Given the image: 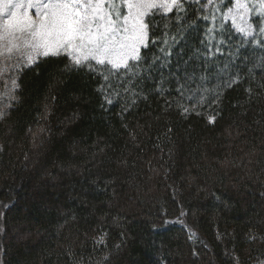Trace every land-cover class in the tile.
Returning a JSON list of instances; mask_svg holds the SVG:
<instances>
[{
	"label": "trees",
	"instance_id": "1",
	"mask_svg": "<svg viewBox=\"0 0 264 264\" xmlns=\"http://www.w3.org/2000/svg\"><path fill=\"white\" fill-rule=\"evenodd\" d=\"M186 8L151 19L135 76L106 85L65 55L15 74L0 95V264H264V35Z\"/></svg>",
	"mask_w": 264,
	"mask_h": 264
},
{
	"label": "snow or ice",
	"instance_id": "2",
	"mask_svg": "<svg viewBox=\"0 0 264 264\" xmlns=\"http://www.w3.org/2000/svg\"><path fill=\"white\" fill-rule=\"evenodd\" d=\"M194 2L211 15L213 25L220 22L221 30L230 20L246 41L254 36L257 27L264 35V23L254 26L250 22L252 17L264 19V0H229L231 7L227 10L220 6L221 0ZM187 3L188 0H0V77L6 73L18 75V70L49 55L67 56V69L87 66L89 71H94L104 68L107 74L101 75L106 85L112 76L122 71L135 76V69L144 61L141 49L148 45L151 19L156 15L168 17L174 10L183 14L187 11ZM208 32L213 34L214 41L215 26ZM168 43L164 41L165 45ZM255 43L264 45V40ZM216 50L219 51V47ZM209 54H213L211 50ZM168 55L165 53V59ZM221 72L227 73L228 66ZM17 75L11 77L12 92L19 88ZM238 79L228 74L220 87H231ZM183 88L181 85V94ZM215 95L214 103L218 102L220 94L217 91ZM12 99L17 97L13 95ZM203 101L204 96H201L200 102ZM194 110L195 105L192 109L184 107L182 114ZM4 115L5 111L0 109V118ZM214 120L215 117H209V122Z\"/></svg>",
	"mask_w": 264,
	"mask_h": 264
},
{
	"label": "rangeland",
	"instance_id": "3",
	"mask_svg": "<svg viewBox=\"0 0 264 264\" xmlns=\"http://www.w3.org/2000/svg\"><path fill=\"white\" fill-rule=\"evenodd\" d=\"M230 23H231V21H230ZM15 74L16 73H6L3 77H0V95H2L4 92H6V95H7V89L12 88L11 77H12V75H15ZM8 97H10V96H8ZM8 102H10V101H8Z\"/></svg>",
	"mask_w": 264,
	"mask_h": 264
}]
</instances>
